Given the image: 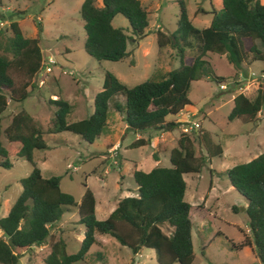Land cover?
Here are the masks:
<instances>
[{"label": "trees", "instance_id": "obj_1", "mask_svg": "<svg viewBox=\"0 0 264 264\" xmlns=\"http://www.w3.org/2000/svg\"><path fill=\"white\" fill-rule=\"evenodd\" d=\"M100 2L99 5L95 0L80 2L78 14L85 34L83 49L96 60L123 59L128 55L126 40L138 39L145 33L147 9L140 0ZM220 2V8L212 12L210 23L198 28L188 20L183 0H177L179 11L174 30L168 35L155 30L158 46L167 43L175 46L178 52V65L162 74L160 79H154L151 74L149 78L126 86L105 71L88 117L66 121L65 115L71 105L57 95L49 99L54 108L53 116L44 130L25 111L12 114L5 126L1 124V113L8 99L20 102L29 94L33 78L44 61L38 38L23 36L16 20L9 21L11 35L2 44L4 51L0 52V166L9 168V157L13 156L29 161L32 168L19 179V194L6 214L0 216V264H16L23 250L46 242L48 251L43 258L44 264H74L84 260L90 246L99 245L96 235L101 234H108L132 254L141 247H149L157 264L191 263L190 204L183 199L185 181L182 174L198 171L206 158L220 154L221 146L212 141L208 131L197 129V132L191 131V135L181 131L168 151V166L156 164L148 170L134 168L132 177L136 194L119 198L103 219L95 218L94 196L88 187H84L79 199L75 200L71 194L60 190L57 176H41L32 161V151L45 147L43 132L67 130L92 142L99 137L105 124L108 102L121 116L125 129L135 133L171 130L179 122L167 120L165 116L191 105L187 97L190 81L202 75L211 77L209 62L204 58L207 52L223 53L235 68L247 59L264 63V52L256 45L257 41L264 46V2ZM115 15L124 17L128 26H114L111 21ZM12 16L10 13L9 17ZM187 36L194 41L195 53L191 56H185L184 48L179 45L181 41L182 45L192 46L186 40ZM212 77L218 83L224 81L220 75ZM117 95L123 97L122 101L115 97ZM263 103L264 82L251 97L235 93L227 118L252 121ZM194 138L201 143L203 154H194ZM146 142L139 136L129 146ZM226 176L245 201L244 213L251 234L250 237L243 236L236 247H253L256 258L264 263V149L252 158L228 167ZM69 207L76 208L77 222L83 225L78 249L72 253L67 252L61 237L53 238L49 232L50 225ZM231 209L238 210L235 205ZM95 255L101 259L97 251Z\"/></svg>", "mask_w": 264, "mask_h": 264}, {"label": "rangeland", "instance_id": "obj_2", "mask_svg": "<svg viewBox=\"0 0 264 264\" xmlns=\"http://www.w3.org/2000/svg\"><path fill=\"white\" fill-rule=\"evenodd\" d=\"M80 2L0 0V21L3 22L0 24V52L4 51L2 44L11 35L9 21L14 19L23 36L38 38L44 64L47 56L54 60L49 72L43 71V65L40 67L33 78V87L22 101L8 99L1 113L2 126L7 124L12 114L25 111L36 124L46 129L54 109L49 99L57 95L71 105L65 115L66 121L88 117L93 110L94 94L101 89L105 71L115 75L126 86H131L149 78L151 74L154 79H160L163 71L178 65L176 47L167 43L158 47L153 29L154 22H157L164 34L168 35L174 30L179 11L177 0H140L148 12L146 32L136 40L127 39L126 50L129 53L116 61L96 60L84 51L85 34L78 14ZM99 2L95 0L97 5ZM183 2L194 26H206L203 19L206 16L208 19V15L199 14L197 20L192 18V12L198 7L209 9L208 0ZM213 7L219 9L218 4ZM10 13H13L11 18ZM111 22L114 26H128L121 15H115ZM186 40L192 46L182 45L181 41L179 45L184 48L185 55L191 56L195 53L194 41L189 36ZM256 45L264 52V46L257 41ZM209 61L211 77L202 75L191 80L187 91V97L195 108H189L190 111L180 109L177 114L165 116L167 120L179 122L171 130L139 133L147 142L129 146L135 139V132L124 130V121L108 102L105 124L98 138L87 142L67 130L43 132L45 147L32 151V161L42 177L57 176L60 190L71 194L75 200L79 199L84 187H88L94 196L95 218L103 219L119 198L136 194L132 177L134 163L137 161L144 170L154 164L168 166V151L175 145L179 133L184 132L182 127L196 120L198 129L208 131L212 141L221 146V152L206 158L198 171L182 174L185 181L183 199L190 204L188 216L193 252L190 264H264L256 258L253 247H236L243 236L250 237L251 234L244 213L245 201L229 184L226 176L228 167L246 161L264 149V103L252 121L227 118L233 94L240 92L251 97L264 82V77L259 76L264 63L247 59L235 68L224 54L215 52H210ZM212 74L222 76L224 81L229 82L228 86L220 89ZM115 97L119 101L123 99L121 95ZM192 111L194 113L191 114ZM182 117L185 120H179ZM191 131L197 132L189 130L186 133L191 135ZM116 141V147L108 151V146ZM192 144L195 155L197 152L203 154L198 139L194 138ZM9 160V168L0 166V216L6 214L19 194V179L32 168V164L22 157L12 156ZM233 205L237 206V211L231 209ZM58 220L63 222L58 227L56 224L50 225V234L65 241L68 253L75 252L83 231V225L77 222L76 208L69 207ZM52 236L48 239L49 243ZM96 238L101 243L90 246L86 259L74 264H157L154 252L149 247H141L132 254L108 234L96 235ZM47 251L48 242L34 245L21 252L16 264H44ZM96 251L101 259H97ZM172 264L179 263L174 261Z\"/></svg>", "mask_w": 264, "mask_h": 264}, {"label": "crops", "instance_id": "obj_3", "mask_svg": "<svg viewBox=\"0 0 264 264\" xmlns=\"http://www.w3.org/2000/svg\"><path fill=\"white\" fill-rule=\"evenodd\" d=\"M101 2H99V4H100ZM208 4H210V8L209 9H202L201 7H198V8H196L193 12H192V18L193 19H197L198 20V18H197V16L200 14V15H208V19H207V16H206V18H204L203 19V21L205 22V24H209L210 23V19H211V16H212V12L213 11H216L218 8H214L213 7V5L214 4H218L219 5V8H220V5H221V2H220V0H208ZM213 4V5H212ZM185 10H186V7H185ZM196 10H197V12H196ZM186 16H187V18H188V20L191 22V20L189 19V17H188V15H187V11H186ZM147 18H148V16H147ZM112 23V22H111ZM191 24H193L192 22H191ZM194 25V24H193ZM206 25V26H207ZM119 26V25H118ZM147 26H148V24H147ZM202 27H205V26H202ZM202 27H198V28H202ZM147 28V27H146ZM146 28H145V32H146ZM161 27H160V25L157 23V22H154V24H153V29L154 30H156V29H159V30H161L160 29ZM162 31V30H161ZM127 33H128V31H126ZM163 32V31H162ZM145 34V33H144ZM143 34V35H144ZM142 35V36H143ZM167 35V34H166ZM141 36V37H142ZM134 39V38H133ZM134 40H136V39H134ZM155 40H156V37H155ZM158 46V45H157ZM159 47V46H158ZM184 51V50H183ZM128 53H129V51H127ZM184 53V52H183ZM218 54H223V53H218ZM185 55V54H184ZM209 55H210V52H207L206 53V56L204 57L209 63H210V61H209ZM185 56H187V55H185ZM211 64V63H210ZM172 69V68H171ZM168 70H170V69H167L166 71H168ZM166 71H163V73H165ZM260 72H262V71H260ZM234 95V94H233ZM233 95L231 96V100H232V97H233ZM51 96L52 97H54V94H51ZM191 108H195V107H193L192 105H190V106H188V107H184V108H182V109H186V111H190V109ZM179 112V111H178ZM177 112V113H178ZM177 113H175V114H177ZM192 113H194L193 111L191 112V114ZM179 120H185V118H181V119H179ZM124 130H125V123H124ZM140 136V134L139 133H135V138H137V137H139ZM116 144H117V141L115 142V143H111V145H109L108 146V148H107V150L108 151H111V150H113V148H115L116 147ZM154 165H156V164H154ZM154 165H152V166H154ZM158 165V164H157ZM140 165H139V163L136 161L135 163H134V168H140L139 167ZM151 166V167H152ZM150 167V168H151ZM149 168V169H150ZM141 169V168H140ZM144 170V169H143ZM136 187V186H135ZM61 222H63L62 220H57L56 222H54L52 225H57V227H58V225H60L59 223H61ZM99 241V240H98ZM100 242V241H99ZM101 243V242H100Z\"/></svg>", "mask_w": 264, "mask_h": 264}, {"label": "built area", "instance_id": "obj_4", "mask_svg": "<svg viewBox=\"0 0 264 264\" xmlns=\"http://www.w3.org/2000/svg\"><path fill=\"white\" fill-rule=\"evenodd\" d=\"M1 23H3V22H1L0 21V24ZM54 63V60L51 58V56H47V58H46V60H45V64H44V61H43V71L44 72H49L50 70H51V66H50V64H53ZM251 74H254L253 72H251ZM259 76L260 77H264V72H260L259 73ZM39 83H41V80H39ZM228 83L229 82H227V81H222V82H220L219 84H218V87L220 88V89H225L227 86H228ZM198 127H199V123H198V121H196V120H193V121H191L190 122V124L188 125V126H183L182 127V130L184 131V132H187V131H189V130H197L198 129Z\"/></svg>", "mask_w": 264, "mask_h": 264}]
</instances>
